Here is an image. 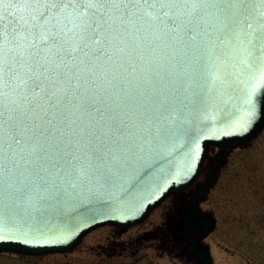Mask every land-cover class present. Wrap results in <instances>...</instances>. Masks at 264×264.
Wrapping results in <instances>:
<instances>
[{"label": "snow or ice", "instance_id": "obj_1", "mask_svg": "<svg viewBox=\"0 0 264 264\" xmlns=\"http://www.w3.org/2000/svg\"><path fill=\"white\" fill-rule=\"evenodd\" d=\"M262 87L264 0H0V241L195 159Z\"/></svg>", "mask_w": 264, "mask_h": 264}, {"label": "rangeland", "instance_id": "obj_2", "mask_svg": "<svg viewBox=\"0 0 264 264\" xmlns=\"http://www.w3.org/2000/svg\"><path fill=\"white\" fill-rule=\"evenodd\" d=\"M206 173L207 170L198 182L204 179ZM202 208L205 212L212 211L217 218L216 229L202 240V245L211 249L214 264H264V129L249 146L231 151L218 183L209 191ZM165 212L183 225L180 239H171L173 244L177 243L178 253L168 252L163 244L157 247L163 238L147 237L145 248L137 256L129 253L125 262L189 264L191 253L182 254L190 246L183 239V203L177 196L167 198L142 224L129 228L126 234L121 233L119 239L135 238L142 233L144 236L152 234L149 230L157 225H163L159 230L164 231L165 222H172L171 219L166 220ZM111 229L102 226L93 230L79 247L67 253L40 256L0 253V264H124V261L110 258L115 255L110 247L114 242V230ZM142 255L144 260L137 259Z\"/></svg>", "mask_w": 264, "mask_h": 264}, {"label": "water", "instance_id": "obj_3", "mask_svg": "<svg viewBox=\"0 0 264 264\" xmlns=\"http://www.w3.org/2000/svg\"><path fill=\"white\" fill-rule=\"evenodd\" d=\"M262 96L264 87L256 94V110L245 128L226 127L219 122L222 113H217L213 123L207 127L197 121L194 128L195 136L190 137V140H195V144L192 145L195 149V159L187 152L177 154L164 162L161 168H157L152 176L138 184L131 195L117 192L114 197L106 196L102 200L86 201L87 210L77 205L64 219L50 217L45 224V231L49 232V235L44 240L35 243L0 241V253L34 256L66 253L76 249L89 232L100 226L115 225L127 229L140 224L169 196L182 194L191 188L205 171L210 149L215 146L222 153L220 157L212 160V169L207 172L197 201L193 204L186 203L184 208L186 239L191 243L193 253L203 264H213L210 248L201 245L191 234L200 233L201 240L215 230L217 218L213 212L204 214L201 202L219 181L220 173L231 151L236 147L249 146L263 131L264 106L260 101ZM240 103L241 101H237L235 105L238 111ZM66 226L69 230L58 231Z\"/></svg>", "mask_w": 264, "mask_h": 264}, {"label": "flooded vegetation", "instance_id": "obj_4", "mask_svg": "<svg viewBox=\"0 0 264 264\" xmlns=\"http://www.w3.org/2000/svg\"><path fill=\"white\" fill-rule=\"evenodd\" d=\"M221 153L222 152L218 148H216V147H212L211 148V153H210V156H209V158L207 160V166L209 168L208 169L209 172L212 169V166H211L212 160L215 157H217V158L220 157ZM205 179L206 178L204 177V179L202 181H200V182L197 181L195 183V185L192 188H190L187 192L177 195V197L183 203V215H184L185 204L186 203L193 204V203H195L197 201V199L199 197V194L201 193L200 192V188L203 185ZM202 203H203V201L201 202V205H202ZM173 206H174V204L172 205V207ZM203 213L206 214L207 212H203ZM165 214H166L165 218H167L166 220L168 221V219H171L172 222H169V223L165 222L164 227H166V229L164 231L159 230L163 225H160V226L157 225L152 230H149L150 232H153L152 234H148V235L144 236V233H142V234H139L138 236H136L135 238L129 237L127 240L126 239L123 240L121 238L119 239V235L121 233H124V234L128 233L129 232V228L128 229H123V228H119V227H116V226H113V225H107L106 227H110V228H112L114 230L113 231L111 229L113 231L112 233H113V237H114V242L111 243L110 247L114 249L115 255H114V257L112 256L110 258L119 259L121 261H124L123 262L124 264H129V263L125 262L126 259H129V256H130L129 253H131L134 256H137V254H139L142 251V249L145 248V239H147V237L149 238V237H153V236L154 237L163 238L162 239V243H159L157 245V247L160 246L161 244H163L164 245L163 247L168 252L175 251V253H178V245H176L177 243L173 244L171 242L172 241L171 239H172V237H175L174 240L180 239V234L179 233L181 232V230H182L181 228L183 227V225L181 226V224L178 223L177 219L172 218L169 215V212H165ZM184 219H185V216H184ZM185 225H186V220H185ZM159 231L161 233H159ZM191 235L196 240H198L200 242V244L202 245V241L199 239V237L201 236L200 233H192ZM165 238L167 240H165ZM168 238L170 240H168ZM183 239H184V242L190 246L189 249H187V251L182 253L183 255H185V254L187 255L189 252L191 253V256L189 257L190 259H188V263L189 264H195V262H198L199 264H203L197 258V256L193 253L192 248H191V243L186 239V228H185V234H184V238ZM170 243H171V248H170ZM137 259L144 260L145 258L142 255L140 257H137Z\"/></svg>", "mask_w": 264, "mask_h": 264}]
</instances>
